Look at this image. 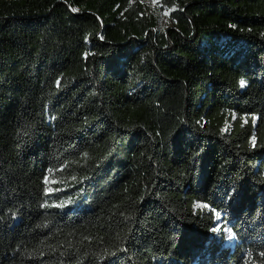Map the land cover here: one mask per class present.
<instances>
[{"label":"trees","instance_id":"trees-1","mask_svg":"<svg viewBox=\"0 0 264 264\" xmlns=\"http://www.w3.org/2000/svg\"><path fill=\"white\" fill-rule=\"evenodd\" d=\"M163 4L0 0V264H264V0Z\"/></svg>","mask_w":264,"mask_h":264},{"label":"rangeland","instance_id":"rangeland-1","mask_svg":"<svg viewBox=\"0 0 264 264\" xmlns=\"http://www.w3.org/2000/svg\"><path fill=\"white\" fill-rule=\"evenodd\" d=\"M133 2H139L142 4L146 10L148 16L155 18L156 20V28L155 31L157 33L165 32L166 30L173 27V22L170 19V13L174 11V9H168L164 7V0H132ZM167 13V15H165ZM216 223L221 225V217L218 216L216 219ZM219 228V227H218ZM216 229V232H219V229ZM223 233L228 237V240H231L232 237L227 229L223 230Z\"/></svg>","mask_w":264,"mask_h":264},{"label":"snow or ice","instance_id":"snow-or-ice-1","mask_svg":"<svg viewBox=\"0 0 264 264\" xmlns=\"http://www.w3.org/2000/svg\"><path fill=\"white\" fill-rule=\"evenodd\" d=\"M154 3H155V0H154ZM75 11V9H73ZM165 15H167V13H165ZM244 81H241V86L243 87L244 86Z\"/></svg>","mask_w":264,"mask_h":264}]
</instances>
